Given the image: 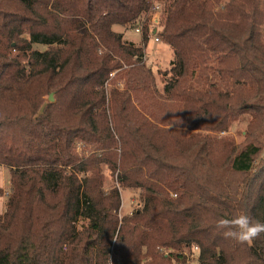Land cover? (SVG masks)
Segmentation results:
<instances>
[{"label":"trees","instance_id":"trees-1","mask_svg":"<svg viewBox=\"0 0 264 264\" xmlns=\"http://www.w3.org/2000/svg\"><path fill=\"white\" fill-rule=\"evenodd\" d=\"M157 1L0 0V264H109L112 249L119 264H185L193 247L199 264H264V234L239 244L215 227L264 222L261 144L203 132L262 100L264 0ZM153 33L166 69L146 62ZM245 131L262 134L264 117ZM106 168L139 192L122 217Z\"/></svg>","mask_w":264,"mask_h":264},{"label":"rangeland","instance_id":"rangeland-1","mask_svg":"<svg viewBox=\"0 0 264 264\" xmlns=\"http://www.w3.org/2000/svg\"><path fill=\"white\" fill-rule=\"evenodd\" d=\"M166 1V0H162ZM161 0H158L157 5L162 4ZM155 6L151 10L152 13V22H158L159 14H160V7ZM152 25V24H151ZM136 28L132 29L127 26L122 25H114L113 30L116 32L123 33L124 38L132 41L138 45L142 44L141 41V34L140 32H137L135 30ZM160 30V28H158ZM154 31V30H153ZM156 37V34L153 33L151 35L146 48H145V58L146 62L153 66L154 68L160 67L161 69H166L169 66L170 60L173 58V52L170 46L165 44L161 39L157 42L154 41ZM35 48L38 49H44V45L35 44ZM115 74L113 73L111 75V78H115ZM111 80H109L110 82ZM156 86L158 90L160 91L162 89V82L158 75H156ZM205 89H216L217 91L224 93L220 86L217 84H214L212 82H208L206 85H204ZM52 94V93H50ZM50 96V95H49ZM53 97V94H52ZM262 100L260 101H253L251 99L247 100V103L242 106L241 108V114L236 117H231L227 120L226 125L227 127L225 129L220 130H203L204 133L208 134H214L217 136H223L230 140L233 144V146L236 149L241 148L245 143L252 140L253 138L258 139L259 143L261 144L260 152L255 159V167L256 168L264 167V132L260 135L257 134H250L249 131H245L247 127V120L250 117H264V94L261 95ZM226 103V100H223V104ZM236 106L235 108H237ZM169 116L172 119V123H170L172 126H175L177 128L185 129L186 128V117L185 116H177L173 112L169 113ZM181 118H184L181 121ZM181 121V122H180ZM180 122V123H179ZM180 126V127H179ZM80 148V146H79ZM105 186L107 188L111 187H118L120 192V198H121V206L119 209V216L122 217L123 215L129 214L132 209L137 205L138 203V190L134 188H128L123 187L122 185H119L114 175L111 174L109 169H105ZM0 214H2L5 210V201L9 194V188H10V174L7 167L0 165ZM158 248V247H157ZM163 251V250H162ZM198 255V249L196 247H193L192 249V255L188 257V261L185 264H199L197 260ZM119 264L118 256L113 252V249L111 250L110 256H109V264Z\"/></svg>","mask_w":264,"mask_h":264},{"label":"clouds","instance_id":"clouds-1","mask_svg":"<svg viewBox=\"0 0 264 264\" xmlns=\"http://www.w3.org/2000/svg\"><path fill=\"white\" fill-rule=\"evenodd\" d=\"M215 227L222 232L225 239L239 244H250L264 234V222L254 220L247 213H242L232 219H220Z\"/></svg>","mask_w":264,"mask_h":264},{"label":"built area","instance_id":"built-area-1","mask_svg":"<svg viewBox=\"0 0 264 264\" xmlns=\"http://www.w3.org/2000/svg\"><path fill=\"white\" fill-rule=\"evenodd\" d=\"M135 30H136L137 32H140V28H138V27H137ZM154 41L157 42V41H158V38L155 37Z\"/></svg>","mask_w":264,"mask_h":264},{"label":"water","instance_id":"water-1","mask_svg":"<svg viewBox=\"0 0 264 264\" xmlns=\"http://www.w3.org/2000/svg\"><path fill=\"white\" fill-rule=\"evenodd\" d=\"M49 99H50V100H52V99H53V97H52V94H50V96H49Z\"/></svg>","mask_w":264,"mask_h":264},{"label":"crops","instance_id":"crops-1","mask_svg":"<svg viewBox=\"0 0 264 264\" xmlns=\"http://www.w3.org/2000/svg\"><path fill=\"white\" fill-rule=\"evenodd\" d=\"M183 119H184V118H181V121H182ZM181 121H180V122H181ZM180 122H179V123H180ZM179 127H180V126H179Z\"/></svg>","mask_w":264,"mask_h":264}]
</instances>
